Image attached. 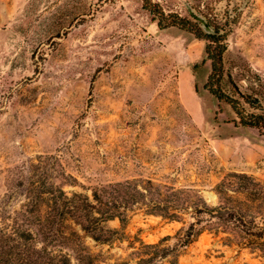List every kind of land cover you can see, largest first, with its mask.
<instances>
[{"label": "rangeland", "instance_id": "374dc122", "mask_svg": "<svg viewBox=\"0 0 264 264\" xmlns=\"http://www.w3.org/2000/svg\"><path fill=\"white\" fill-rule=\"evenodd\" d=\"M166 12L224 25L223 88L243 113L264 115V0H152ZM204 41L159 29L142 0H0V217L10 223L44 155L77 183L72 192L124 180L191 188L209 205L228 173L264 184V130L203 87ZM122 238L100 244L72 221L98 260L130 259L139 241L173 236L191 220L127 211ZM2 223V222H1ZM7 224V225H8ZM107 225L120 229L118 219ZM203 232L178 247V264H263L264 256ZM37 240V239H36ZM37 246L40 243L35 241ZM66 251V250H65Z\"/></svg>", "mask_w": 264, "mask_h": 264}, {"label": "trees", "instance_id": "16d2710c", "mask_svg": "<svg viewBox=\"0 0 264 264\" xmlns=\"http://www.w3.org/2000/svg\"><path fill=\"white\" fill-rule=\"evenodd\" d=\"M142 6L159 29L176 27L204 41L210 73L203 87L219 102L227 103L240 124L264 130V115L243 113L238 99L223 88L230 78L224 67L231 32L226 29L228 22L206 31L197 21L166 12L152 0H142ZM35 167L34 177L24 189L26 202L19 213L21 218L12 217L8 224L0 217V264H178L177 248L189 245L205 231L224 234L225 244L264 256V184L250 174L228 173L215 186L218 203L209 205L195 189L160 186L150 180L107 183L92 188L90 195L72 192L69 196L64 186L77 181L63 171L56 157L44 155L41 166ZM133 206H141L145 214L169 221L185 223L186 214L191 220L176 231L172 246L167 245L171 235L155 243L140 239L132 258L113 263L98 260L83 236L67 223L72 221L97 243L111 244L122 238L127 211ZM113 219H118L120 229L107 225ZM35 241L40 243L39 247Z\"/></svg>", "mask_w": 264, "mask_h": 264}]
</instances>
